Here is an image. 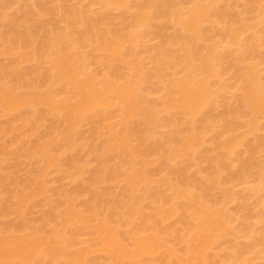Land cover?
<instances>
[{
    "label": "bare ground",
    "instance_id": "bare-ground-1",
    "mask_svg": "<svg viewBox=\"0 0 264 264\" xmlns=\"http://www.w3.org/2000/svg\"><path fill=\"white\" fill-rule=\"evenodd\" d=\"M3 1L0 39L8 44L0 51L6 57L0 61V117H9L18 143L30 141L20 151L32 149L43 161L31 181L14 176L22 184L1 173L0 162V190L10 180L31 192L15 196L9 188L18 200L14 215L24 218L28 206L43 203L40 196L62 202L67 195L48 194L44 180L59 162L66 160V173L79 181L85 153L97 166L89 187L80 182L91 195L76 184L81 188L72 197H79L68 194L62 217L55 220V210L46 214L48 222L63 223L62 231L48 236L49 230L20 222L0 233V264H93V254H103L106 264H264V229L258 233L254 224L264 216L251 210L255 220L245 224L240 206L230 207L240 199L241 184H251V194L255 181L252 197L264 194V0H78L71 6L39 0L40 13L32 11L33 0ZM33 13L50 15L49 23L39 24ZM36 24L41 33L32 30ZM168 27L178 35L170 38ZM153 38L159 41L147 67L137 55ZM32 134L38 139L31 141ZM79 144L81 151L68 156ZM105 183L116 189H96ZM83 192L91 197L85 199L89 215L75 210ZM233 207L244 225L237 226ZM86 233L96 244L83 248L77 237Z\"/></svg>",
    "mask_w": 264,
    "mask_h": 264
},
{
    "label": "rangeland",
    "instance_id": "rangeland-1",
    "mask_svg": "<svg viewBox=\"0 0 264 264\" xmlns=\"http://www.w3.org/2000/svg\"><path fill=\"white\" fill-rule=\"evenodd\" d=\"M2 0H0V2H1ZM5 1V0H4ZM3 1V2H4ZM37 1V2H36ZM54 1V0H53ZM52 0H51V2H50V4L53 2ZM57 1V0H56ZM59 2H61L60 0H58ZM78 2V0H73V1H71L70 0V2H69V0L67 1V2H64V4L65 5H69V3H70V5L69 6H71V4L72 3H75V2ZM89 1H91V0H89ZM2 2V3H3ZM18 2V1H17ZM39 2V0H33V2H32V8L34 9V10H32V11H36L37 13H40V12H38L39 11V6H40V9L42 8L41 7V4L39 5H37V3ZM59 2H55L56 4H51L52 6H54V5H57V6H59ZM63 2H62V6H63ZM16 3V2H15ZM13 4V3H11L10 5H14V6H12L13 8H14V10H13V8L11 9L10 8V6L9 7H7V9L6 10H8L9 8L12 10H10L9 9V15L11 14L10 12H15V10H17V3L16 4ZM35 3V5H33ZM67 3V4H66ZM79 3V2H78ZM86 3V1L85 2H83V3H81L83 6H89V4H91V3H89V4H87V5H84ZM19 4V3H18ZM20 4H21V6L19 5V9L18 10H20V7L22 8V2L20 1ZM48 4H49V2H48ZM76 4V3H75ZM78 5V4H77ZM49 6V5H48ZM74 6V5H73ZM94 6V5H93ZM95 6H97V5H95ZM17 7V8H16ZM49 7H51V6H49ZM16 8V9H15ZM56 7H54V9H55ZM58 8V7H57ZM57 8H56V10H57ZM100 9L99 8V6L98 7H96V9H94L95 10V12L97 11V15H98V11H100V10H98V9ZM91 9V8H90ZM5 10V9H4ZM102 10V13H104L105 11L103 10V9H101ZM41 11H42V9H41ZM18 12V11H17ZM95 12H94V14H95ZM115 12V11H114ZM6 13V12H5ZM99 13H101V11L99 12ZM118 13H119V11H117V15H118ZM14 14V13H13ZM34 14V16L35 15H37L38 17L39 16H41V15H39V14H35V13H33ZM43 14V13H42ZM59 15H60V13H58ZM95 14V15H96ZM9 15H7L8 17H10ZM56 15V14H55ZM59 15H57L58 17H59ZM36 17V16H35ZM42 17V16H41ZM51 17H56V16H53V15H51ZM61 17V16H60ZM40 18V17H39ZM41 19V18H40ZM39 20V19H38ZM45 20V22H43V24H45V23H47L48 22V20H50V15H48V18L46 19V18H44V16H43V19H41L40 21H39V24L40 23H42V21H44ZM52 20H55V18L54 19H52L51 18V21ZM35 21V20H34ZM37 21V20H36ZM4 23H6V21H3ZM52 22H55V21H52ZM56 22H59V20L57 21V18H56ZM36 23V22H35ZM49 23V22H48ZM60 23H61V25H59L60 27L61 26H63V21L61 20L60 21ZM3 24V23H2ZM38 24V25H39ZM37 25V24H36ZM37 25V26H38ZM33 26V25H32ZM172 27H168L167 28V30H169V33L168 32H166L167 33V35H169V37L170 38H174V37H176L177 35H178V32L176 31V30H172L171 29ZM34 29H36V30H38V29H40V25H39V27L38 28H36L35 26H33L32 27V30H34ZM171 29V30H170ZM4 30V29H3ZM2 30V31H3ZM173 31H176V32H173ZM36 32V31H35ZM38 32H40L39 30H38ZM38 32H37V34H38ZM41 33V32H40ZM39 33V34H40ZM172 36V37H171ZM153 36H151V38H152ZM3 38H7V37H3ZM8 39V38H7ZM6 39V40H7ZM150 39V38H149ZM2 40V41H1ZM158 40V39H157ZM157 40H155L154 38H153V40H150V42H147V41H149L148 39H147V43H145V49L144 48H141L142 50H140L139 52H138V55H137V58H139V59H141L144 63H145V65L147 66V67H150V58H151V56L153 55V53H154V48L158 45V41ZM8 43H7V41H5V39H0V46L2 47H0V51H3V50H5L4 49V47L7 45ZM170 47H172V46H170ZM6 48V47H5ZM2 49V50H1ZM142 51V52H141ZM144 52V53H143ZM2 53V52H1ZM3 57H5V56H0V61L1 62H3V60L4 59H2ZM6 58V57H5ZM8 58V57H7ZM9 60V59H8ZM8 60L6 59V61L8 62ZM5 62V61H4ZM30 66H32V64H26L25 66H23V68H28V67H30ZM91 69L92 70H98L99 68L96 66V65H92L91 66ZM230 75L228 74V76L226 75V79H228L229 80V78H230V81H231V77H229ZM228 77V78H227ZM229 81V82H230ZM232 82V81H231ZM221 109V108H220ZM219 109V110H220ZM218 110V111H219ZM7 118V117H6ZM9 118V117H8ZM8 118H7V120L6 119H1V117H0V162H1V164L3 165L2 167H1V169L3 168L4 169V171H3V169H2V171H1V173L3 172V174H4V172L6 173L5 174V176H8V179H10V180H17V178L15 179V177H17L18 176V178L20 177V179H21V181L22 180H26L27 182H28V180L30 179V178H27V177H31V179H30V181L32 180V177L34 178V176H37L38 175V173H39V168L42 166V164L43 163H41V162H43L42 160H41V158L39 159L38 157L40 156V155H38L37 153H35L34 151H32V149H30V151H28L27 150V152L26 151H24L23 149V147H26L27 145H28V143L30 142L29 140V142L28 141H25V142H28L27 144L26 143H23L24 141H22L20 144L17 142V140L20 138L21 140H22V138L21 137H19L18 139H17V136H18V134L17 135H15V133H12L11 131H10V129L11 128H9L10 127V125H9V123H8ZM11 118V117H10ZM11 121V120H10ZM113 122H114V124L115 125H117V126H119V128H122V127H124V125L126 124V123H124V121L122 120V119H120V118H118V117H115L114 119H113ZM89 129H90V127L88 126V125H83L82 126V128H81V132H83L84 134L86 133V134H88V131H89ZM28 135H31V133L30 134H28ZM16 136V137H15ZM26 137V136H25ZM29 136H27V138H28ZM38 137H39V134H32V136H31V141H34V140H36V139H38ZM16 139V140H15ZM30 139V138H29ZM27 140V139H26ZM20 141V140H19ZM15 142H17V143H15ZM15 143V144H14ZM14 144V145H13ZM131 144H132V146H135L136 144H137V141L135 140V138H133L132 139V142H131ZM6 147V148H5ZM23 148L22 150L24 151H20V148ZM28 147V146H27ZM30 147V146H29ZM29 147H28V149H29ZM80 149H75V150H73V151H67V152H69L68 154V156H71V155H73V153L72 152H77V151H81V149H82V147H81V144H79V146H78ZM27 148H25V150H26ZM63 150H65V149H63ZM66 151V150H65ZM66 153V152H65ZM63 155H64V153H63ZM62 155V156H63ZM65 156V155H64ZM64 156L63 157H61L62 159H65L66 157H67V155L65 156V158H64ZM87 156V157H86ZM258 156H260V154L258 155ZM261 158L260 159H262L263 158V156H260ZM60 158V160L62 161V159ZM82 158H85L84 160H82ZM82 158H81V160L82 161H85V162H83L84 164H86V165H83V166H86L87 168L86 169H84V171H86V172H84L83 171V175H84V177H82L81 176V174H80V176L83 178V179H81L80 181H79V179H80V177H79V175H75V179L78 177L79 179L78 180H72V178L68 175V173H66V167L64 168V166H62V165H65L66 164V160H63L62 162H59V163H61L62 165H61V167H59V165H58V167L60 168H56V169H54L53 167L51 168V169H54V170H52V171H47V173H46V175H45V181L47 182V184L46 185H48V187L46 186V191L48 190L49 191V193L48 192H44L45 193V195L48 193V194H51V195H53L52 194V192H54L55 190H57L58 189V191H56L55 192V194L57 193V192H59V193H61L62 192V194H59V193H57V197L59 196V197H61V195H62V197L65 195H67L68 196V194H69V196H71L72 197V193L74 192V191H76V190H79L81 187H82V185H83V183H84V185H83V187L86 185V184H88V187H89V184H90V181H87L88 179L90 180V178H88V176L90 177V174H91V172L96 168V166H97V163L95 162V160H94V158L91 156V155H88V154H84L83 156H82ZM259 159V158H258ZM259 159V160H260ZM3 160V161H2ZM68 160V159H67ZM33 162V163H32ZM82 163V164H83ZM35 164L37 165V166H35ZM201 164V163H200ZM200 164H199V166H200ZM95 165V166H94ZM39 166V167H38ZM198 166V167H199ZM201 166H205V165H201ZM35 167H37V168H35ZM64 168V172H65V174L63 173V171H61V170H63V168ZM198 167H196V170H197V168ZM62 168V169H61ZM68 168V167H67ZM85 168V167H84ZM201 168H204V167H201ZM200 168V169H201ZM35 169V170H34ZM37 169V170H36ZM89 170H91V171H89ZM195 170V169H194ZM193 170V171H194ZM195 170V171H196ZM60 172V174H63V175H65V176H61L60 174H58L59 172ZM87 174V175H86ZM10 175V176H9ZM15 176V177H14ZM68 176V177H67ZM9 177H12V178H9ZM14 177V178H13ZM65 177H67L66 179H63V178H65ZM5 178H7V177H5ZM23 178H25V179H23ZM28 180H27V179ZM69 178V179H68ZM88 178V179H87ZM7 179V180H8ZM20 179H18V180H20ZM255 179V178H254ZM254 179H252L250 182H252ZM10 180H8L9 182H12V181H10ZM17 180V181H18ZM256 180V179H255ZM7 181V182H8ZM21 181H18L19 183H21ZM29 181V182H30ZM257 181V180H256ZM6 182V184L8 185V186H4V187H2L3 189H1L0 190V208L1 207H5L6 208V206L5 205H9L7 208H6V210H5V212H4V209L3 208H1L0 209V233L3 235V232H5L6 230H8V227L10 226V225H13V224H18V223H20L21 222V224L20 225H22V226H25V227H27V228H30V230H31V227L34 229L35 228V226H36V228L38 229V230H40V231H43L44 232V230H45V233L47 232L46 230H49L48 231V233H46V234H48V236H49V234H52V232H54V231H52V230H55V229H59V230H61V229H63L64 227H62L63 226V223H60V225H62V226H60L59 224H58V222H52V219L54 218H57V217H62V215H63V210H64V208H63V204H64V206L66 207V205H65V198L67 197H65L64 199H62V202H61V199L60 198H56V199H51V200H49V202L51 201L52 203H45V201H46V199H45V197H47L48 198V195H46V196H44L43 198H41L42 196H40V198L38 197V199L41 201H43V203L42 204H39V203H35V202H32V204H36V205H34V206H37V205H39V206H37V208L36 207H34V206H28V209L31 211H29L28 213H27V215L29 214V213H31L30 215H26V213H25V217L24 218H21V219H17L18 217H19V215L17 216H15L14 214H17L18 212H15L16 210V206L17 205H14V201H16V204H18V200H16V199H14V198H12L13 196H12V194L10 193V190L14 193L13 195H17L18 193H22L23 192V190H22V187L23 188H25V186H22V187H20V188H17V184L16 183H10V184H8ZM17 182V183H18ZM80 182H83V183H80ZM249 182V183H250ZM255 182V181H254ZM254 182H252L253 184V188L250 190L251 191V194H250V192H249V189L250 188H248V187H252V186H250L251 184H249V186H248V183L247 184H241L240 186H238L237 188H236V192H237V195H239V196H237L238 198L240 197V199H237L236 198V200L237 201H235V202H233L231 205H230V207L231 206H237L236 208L238 209V207L239 208H241L240 210H242V212H241V214L239 213V211L237 210V209H234L235 207H233V211H235L236 212V210H237V212H236V217H237V213H239V216H240V219L241 220H245V224H247V223H251L252 224V222L253 221H249V222H247L246 223V221L247 220H249V218L251 217L250 215H252V214H250L249 215V211L251 212V213H253L251 210H253V211H255V215L257 216H259V215H261V217H263L264 216V199H263V197H264V194H260V193H262V192H259V191H257L256 192V190H255V193H257L258 194V192H259V194L257 195V196H255V198L254 197H252V191H253V189L255 188V184H254ZM26 183V182H25ZM79 183H80V185H81V187L79 188L78 186H79ZM86 183V184H85ZM15 184V185H14ZM22 184V183H21ZM78 186H77V185ZM121 184L123 185V182H121ZM108 185H109V187H108ZM257 185V184H256ZM13 186V187H12ZM15 186V187H14ZM20 186V185H19ZM78 188H77V187ZM12 187V188H11ZM75 187L77 188V189H75ZM81 188V190L80 191H86V189L84 190V188ZM86 187V186H85ZM96 187V186H95ZM94 187V188H95ZM98 188H96V189H101V188H103V187H108V188H115L116 189V184H115V186L113 187V186H110V183H105L104 185H98L97 186ZM9 188H11L10 190H9ZM17 188V189H16ZM29 187H27V188H25V190L26 189H28ZM48 188V189H47ZM30 189H32L33 190V188H30ZM59 189H63L64 191H62V190H59ZM88 189V188H87ZM89 190V189H88ZM88 190L85 192L86 193V195H91V194H89L88 193ZM30 191V190H29ZM61 191V192H60ZM80 191H78L79 192V194H81L80 193ZM9 192V193H8ZM249 192V193H248ZM16 193V194H15ZM67 193V194H66ZM70 193H71V195H70ZM85 193L83 192L82 194V196L80 195V200H78L77 202L79 203V201H80V206L78 205V203H77V205L76 206H78V209H76L77 207L75 206V210L76 211H78L77 213H79L80 215H89V213H88V209H87V203L89 202V200L90 199H87V200H85L86 199V195H85ZM88 193V194H87ZM254 193V194H255ZM10 194H11V196H10ZM20 194H18V195H20ZM22 194H24V195H29L30 196V194H31V192L30 193H27V192H23ZM59 194V195H58ZM64 194V195H63ZM75 194V193H74ZM73 194V197H79V196H77L78 195V193H77V195H74ZM142 194H144L145 195V193L143 192V193H141V195ZM247 195H249V196H247ZM251 195V196H250ZM22 196V195H21ZM68 196V197H69ZM261 196H263V197H261ZM55 197H56V195H55ZM61 197V198H62ZM73 197L72 198H68V199H73ZM249 197H251V198H249ZM36 199H37V197H35ZM50 198H52V197H50ZM49 198V199H50ZM87 198H91V197H87ZM36 199H34V200H36ZM77 199V198H76ZM30 200H32V199H30ZM38 200V201H39ZM53 200V201H52ZM55 200H57V201H60L59 203L56 201V202H54ZM74 200H75V198H74ZM37 200H36V202H38ZM47 201H48V199H47ZM64 201V202H63ZM66 201H68V200H66ZM84 201H86V203H84ZM14 202V203H13ZM31 202V201H30ZM54 202V203H53ZM12 203H13V205H14V211H13V206H11L12 205ZM45 203V204H44ZM76 203V202H75ZM83 203V204H82ZM257 203V206L256 205H254V204H256ZM29 204H31V203H28V205ZM234 204V205H233ZM249 204H251L250 205V207H249ZM4 205V206H3ZM84 205H85V207H84ZM239 205V206H238ZM11 206V207H10ZM62 206V207H61ZM83 206V207H82ZM253 206H255V209H253L254 207ZM30 207H32L31 209H30ZM243 207V208H242ZM246 207L248 208V209H246ZM11 208V209H10ZM250 208H252V209H250ZM3 209V210H2ZM10 209V210H9ZM18 209V208H17ZM66 209V208H65ZM250 209V210H249ZM2 210V211H1ZM53 210H55L58 214L57 215H53L55 212L53 211ZM15 212V213H13V212ZM18 211V210H17ZM51 211V212H50ZM83 211V212H82ZM101 212L102 211H104V210H102V208H101V210H100ZM27 212V211H26ZM48 212H50V213H48ZM54 212V213H53ZM65 212V211H64ZM100 212V213H101ZM52 213V214H51ZM46 214H49V215H53L54 217L50 220V222H48L47 221V219L46 218H48L47 216H49V215H46ZM45 215V216H44ZM101 215H103V214H100L99 216H100V218L102 217ZM57 216V217H56ZM239 216L237 217V220H238V222H240L241 220L239 219ZM17 217V218H16ZM43 217L46 219L45 220V223L46 224H44V221H42V220H44L43 219ZM249 217V218H248ZM253 218H254V215L252 216ZM252 217L250 218L251 220H255V218L254 219H252ZM260 217V216H259ZM260 217V218H261ZM20 218V217H19ZM31 219V220H29V221H27V219ZM258 218V217H257ZM256 218V219H257ZM59 219H62V218H59ZM262 219V218H261ZM56 220V219H55ZM54 220V221H55ZM263 220H264V218H263ZM262 220V221H263ZM40 221H41V224L39 225V223H40ZM57 221H61V220H57ZM260 222H262L261 220H259ZM259 221L258 220H256V221H254V224L256 225V232H260V231H262L263 229H264V221L262 222V223H259ZM43 222V223H42ZM237 222V223H238ZM241 222H243V221H241ZM239 223V225L237 224V226L239 227V226H241V225H244L243 223ZM53 223V224H52ZM44 225V226H43ZM39 226H42V227H39ZM46 226V228L45 229H43L44 227ZM254 226V225H253ZM49 227V228H48ZM124 227H126V229L125 228H123V229H125V233L127 234V232H131V228H129V227H127V226H124ZM24 228V227H23ZM23 228H21V230L23 229ZM42 228V229H41ZM48 228V229H47ZM122 229V231H124ZM25 230V229H24ZM35 230V229H34ZM50 230H51V233H50ZM56 230V231H57ZM70 230V229H69ZM23 231V230H22ZM22 231H20V229H19V232H22ZM28 230L26 229V232H27ZM62 231V230H61ZM61 231H59V232H61ZM24 232V231H23ZM68 232V231H67ZM254 233V234H257L258 235V233ZM264 232V231H263ZM263 232H261L262 234H264ZM17 233V232H16ZM45 233H44V235H45ZM55 233V232H54ZM70 233V232H69ZM69 233H67V235L69 234ZM261 233H260V235H261ZM22 234V233H21ZM88 233H86L85 235H84V237L82 236L81 237V234H80V236L79 237H77V238H79L80 240L79 241H81L80 243H83L82 244V246L84 245V247L83 248H86L85 247V244H86V242L88 243L89 241H94V239H92L91 237H88V236H86ZM1 236V235H0ZM71 236V235H70ZM81 237V238H80ZM76 238V239H77ZM89 238H91V240H89ZM75 239V241H77ZM239 241L241 240V241H244L243 239H241V238H239L238 239ZM240 241V242H241ZM89 243H91V242H89ZM242 243V242H241ZM77 244V243H76ZM75 244V245H76ZM92 244L93 243H91V246H92ZM94 244H96V243H94ZM94 244H93V246H94ZM80 248H82V246H81V244H77ZM75 247L74 249H77V248H79V247ZM86 246H88V245H86ZM88 248V247H87ZM92 248V247H91ZM97 248V247H96ZM95 248V249H96ZM93 249H94V247H93ZM72 252H74L73 251V248H72V250H71ZM78 251H79V249H78ZM94 251H96V250H94ZM215 252V251H214ZM97 253V252H96ZM95 253V254H96ZM92 254V253H91ZM99 254V253H98ZM97 254V255H98ZM100 256H97V257H95L96 258V262H97V259H98V257H101V260H102V264H106V261H104V263H103V259H104V257L101 255V254H99ZM94 256H96V255H91V256H89L88 258H91V260L93 261V264H99V263H94V259L92 258V257H94ZM87 258V259H88ZM105 260V259H104ZM48 261H50V260H48ZM65 261V260H64ZM87 262H88V260H87ZM98 262H99V260H98ZM89 263H91V261H89ZM101 263V262H100ZM12 264H17V263H12ZM21 264V263H20ZM23 264V263H22ZM38 264V263H37ZM59 264V263H58ZM63 264V263H62ZM67 264V263H66ZM107 264H111L110 262L108 263L107 262Z\"/></svg>",
    "mask_w": 264,
    "mask_h": 264
}]
</instances>
